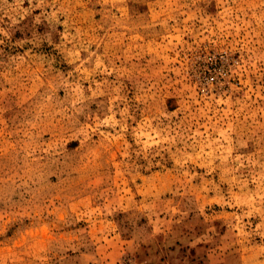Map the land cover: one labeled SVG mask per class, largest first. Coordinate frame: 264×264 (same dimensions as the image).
<instances>
[{"label":"rangeland","instance_id":"obj_1","mask_svg":"<svg viewBox=\"0 0 264 264\" xmlns=\"http://www.w3.org/2000/svg\"><path fill=\"white\" fill-rule=\"evenodd\" d=\"M0 264H264V0H0Z\"/></svg>","mask_w":264,"mask_h":264}]
</instances>
